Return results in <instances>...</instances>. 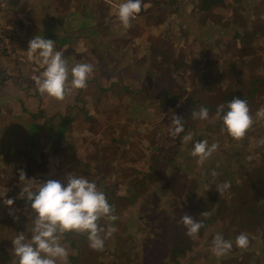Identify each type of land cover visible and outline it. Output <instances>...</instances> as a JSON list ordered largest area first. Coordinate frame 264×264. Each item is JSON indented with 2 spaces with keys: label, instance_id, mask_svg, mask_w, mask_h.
<instances>
[{
  "label": "rangeland",
  "instance_id": "obj_1",
  "mask_svg": "<svg viewBox=\"0 0 264 264\" xmlns=\"http://www.w3.org/2000/svg\"><path fill=\"white\" fill-rule=\"evenodd\" d=\"M12 1L19 2L18 7L27 4V7L34 8L33 11H28L27 16L38 15L43 18L46 17L44 1L51 2L11 0V6ZM89 1L91 0H56L54 3L53 0L54 4L49 5L53 8L50 21H59L61 15L63 18L74 15L71 10L73 5L89 6L87 15L94 24L92 31L97 29V33L92 34L91 31L88 35H83L74 31L79 27L78 17L74 15L73 20H70L77 27L62 25L67 26L68 32L74 31V34L67 38L65 49L61 52L68 57L66 61L71 68L79 61L85 63V55L87 56L89 49L96 51L94 63L90 60L89 62L93 65L92 74L100 71L104 74L100 77V82H93L96 88H104L99 98H89L86 101L74 97L68 99L66 104L70 105L69 110L75 106L80 109L71 110L70 120L65 124L67 128L60 137L56 135L57 129L53 126L62 124L65 120L62 115L67 107L62 104L64 100L49 96L47 98L37 92L32 97L28 95L21 102L23 108H31V116H10L0 111V213L5 215L1 217L5 219L0 222V264H18L11 240L21 232L26 239L31 237L35 214L30 207L15 201L23 194L21 189L24 184L35 187L40 181L51 177L59 180L60 176L67 173L85 175L97 183L100 191L106 189L103 192L113 206V215L116 217L112 221L102 218V223L109 225L104 233L110 226L115 228L105 239L102 256L100 255L103 252H95L89 247L93 255H85L87 249L83 252L81 248L72 245L69 235L63 233L60 242L68 250L67 264H264V237L261 233L248 235L247 248H239L234 240L238 234L237 226L241 224L243 217L234 224L221 221V212L236 200L234 193L238 185L245 181L243 177L247 174L246 170H251L250 182H254L253 163L264 164V143H261L264 140V119H257L255 116L258 109L264 108V91L260 90L251 104L252 95L249 96L243 91L250 88L255 90L256 84L243 90L248 82L241 83V73L236 77L231 75L240 69L248 81L251 79L256 83L257 79L264 80V64L260 61L264 49L256 45V48L246 54L247 57L252 53L251 62L256 66V74L255 71L247 69V66L229 59L219 49L208 51L201 45L203 42L210 45L215 41L213 34L218 28H206L213 21H218V13L227 15L232 10L229 7L212 6L201 14L204 19L198 22V14L194 11L198 0H143L142 11L131 20L130 27L124 29L115 15L116 5L121 0H110L116 5H110L105 0L99 2L100 4L99 0H92L93 4ZM261 1L263 3L257 7L256 14L261 17L260 24H264V0ZM103 4L106 6H102ZM228 5L230 6L229 0ZM112 6H115L114 14ZM65 9L69 12L67 15L63 14ZM62 31L64 30L59 32ZM210 31L213 34L206 36ZM225 35L232 36L229 30ZM88 37L89 46L80 51V42L87 41ZM152 43L159 44V47L164 44L171 46L169 50L175 54L177 62L179 61L170 68L173 74L165 80L170 82L173 94H179L181 90V94L187 96L194 84L193 87L198 85L200 90L193 94L197 98L205 99L206 94L214 90V87L204 86L205 81L202 80L210 81L213 78L210 73L218 69L219 74L224 76L219 79L228 81L231 91L240 89L243 95H248L250 114L253 122H256L251 130H246L242 138L234 139L227 131L222 130V122L218 120L216 111L207 120L196 119L197 127H186L182 135H170L169 129L174 125L167 118V114L184 115V109L181 108L179 113L177 109L173 111L174 104L171 103L168 109L170 111L165 107L163 110L161 106L165 100L160 96L158 100L153 99L156 93L162 91L164 85L157 82V68H151L149 45ZM8 45L10 48L12 43L9 42ZM245 48L246 46H242V50L245 51ZM136 58H140L139 65L135 63ZM102 61L105 64L101 66ZM183 65L188 67L186 72ZM116 81L120 84L122 82L128 92L141 97L146 90L147 97L152 95V99H147L148 104L140 106L141 108L127 109L123 101L126 95L124 91L111 88ZM148 82L152 84L145 89ZM25 88L29 87L24 86L22 90ZM96 88L89 87L86 91L95 93ZM72 91L68 98L72 96ZM80 91L85 92L79 89ZM12 96L15 97L16 94ZM4 105H8L13 113L20 111L18 101H0V107ZM201 106L198 104L190 111H198ZM212 106L209 105L210 110H213ZM30 122L33 123L29 125ZM116 123L127 124L118 126ZM129 130L136 134H131L132 141H124L126 145L122 146L125 151L117 154L114 152L117 148L109 149V154L103 156L102 150L107 149V144L115 138L126 140ZM188 135L192 136V141L207 140L209 145L216 143L218 147L210 157L198 163V158L191 155L193 142L183 139ZM95 164L98 167L94 168ZM155 164L161 166L152 173L149 167ZM133 170L135 173L141 171L138 173L139 178L143 174L156 177L151 182L141 183L139 179L134 181L131 176ZM21 171L28 178L25 181L19 178ZM164 181L169 185L167 188ZM225 182H230L231 187L219 193L217 189H222ZM129 191L135 194L129 195ZM9 198L14 201L11 206L7 204ZM198 201L200 206L204 205L200 209V216L193 219L202 221L203 227L192 238L186 235V228L179 219H171V213L176 208L181 209ZM16 214L18 217H15ZM195 215H198L197 211ZM177 223L180 224L177 226ZM217 233L233 241L230 252L220 258L211 251L212 241ZM245 233L249 234L247 231ZM57 264L61 262L58 261Z\"/></svg>",
  "mask_w": 264,
  "mask_h": 264
},
{
  "label": "clouds",
  "instance_id": "obj_2",
  "mask_svg": "<svg viewBox=\"0 0 264 264\" xmlns=\"http://www.w3.org/2000/svg\"><path fill=\"white\" fill-rule=\"evenodd\" d=\"M142 4L143 0H121L115 15L124 29L129 28L131 20L142 11ZM27 57L29 61L43 66V71L35 77L39 93L57 100H63L73 89L85 88L93 73L91 63H76L69 68L63 53L56 49L55 41L41 35H35L28 41ZM217 115L222 121V130L227 131L234 139L242 138L253 124L247 101L239 97L218 105ZM192 116L194 119L207 120V106H201L198 111L194 110ZM255 116L257 119H264V108L258 109ZM172 125L174 127L169 129L170 135L179 136L184 130L181 117L174 115ZM183 139L192 141V136L188 135ZM192 142L191 155L198 158V163L210 157L218 147L216 143L209 145L207 140ZM261 143H264V140ZM19 178L21 181L28 179L23 171ZM230 187V182H225L222 189L217 190L220 193ZM21 192L25 194L35 215L30 239H26L21 232L11 240L18 264H57L58 261L67 264L68 250L60 242L63 233L74 231L86 234L89 247L102 250L106 237L115 231V228L110 226L105 235H101L105 229L98 221L101 218L115 220L114 209L105 193L98 189L97 183L85 175L67 173L64 180L47 179L40 181L35 187L25 183ZM13 203V199L7 200L9 206ZM180 222L186 228V235L192 238H195L203 227L202 221H197L187 214L181 217ZM248 244L247 234L240 233L236 236L237 247L247 248ZM232 247V240L217 233L213 238L211 251L220 258L228 254Z\"/></svg>",
  "mask_w": 264,
  "mask_h": 264
},
{
  "label": "trees",
  "instance_id": "obj_3",
  "mask_svg": "<svg viewBox=\"0 0 264 264\" xmlns=\"http://www.w3.org/2000/svg\"><path fill=\"white\" fill-rule=\"evenodd\" d=\"M198 1H199V3L194 8V11H196L198 14V18H197L198 22H201L204 19V17L201 18V14L206 12L212 6H218L219 7V5H220V7L225 6L226 8L229 7L232 9L227 15H223V13L222 14L218 13L216 15L218 21H213V24L206 28V29H209L211 27L218 28V30H217V32H215V34H213L210 31L211 34L208 33L206 35V36H208V35L213 34L215 41H212V44H210V45H207L206 42H203V44H201V45L203 47H206L205 49H207L208 51H213V50L215 51L216 49H219L222 53L226 54L229 57V59H231L232 61H236V62L242 64V66H247V69H249L251 71H255L256 74H258V72L254 69V67H256L255 64H253V62H251V59L253 58L252 53L249 54V56H247V57H246V54H248L250 52V50H253L254 48H256L257 47L256 45H259L260 47H262V49H264V24H260L261 23V20H260L261 17L256 14L257 9H258L257 7L260 4H262L263 2L261 0H229L230 1V6H229L228 0H198ZM231 17L233 18L232 20L230 19ZM199 28H200V26H199ZM227 30L230 31V34L232 35L231 37H228L225 35ZM242 46L243 47L246 46V48H245L246 52L244 50H242ZM149 47L151 48V56H152L151 68H157V70H158L157 82L162 83L164 85V88L162 89V91L156 93L155 96H153V99L158 100V97L160 96L162 100H165L164 105L161 106V107H163L162 108L163 110H164V107L167 108V110L170 109L169 104H171V103L174 104L173 111H175L177 109V112L179 113L180 109L183 108L184 111L182 113L184 115H179V117H181V119L184 123V130L188 126L192 127V128L197 127V121H196V119L193 118L192 111H190V110H192L198 104H201L202 106H207L208 111H209V116H211L212 113L217 111V110H214V108H217V106L220 104H226L228 101H230L234 97H239L241 99L249 101V97H247L248 95L246 96V94L243 95L241 93L242 90L239 89L237 91H231L229 89L230 88L229 82L228 81L224 82V81L219 79V78H223L224 76L221 73L219 74L218 69H216L214 71V73H212V72L210 73V74H213V78H210V81H208L206 79L202 80V81H205V82H203L204 86L210 85V86L214 87L213 88L214 90H212L208 94H206L205 99H201L200 97L197 98L193 94L195 91L200 90V87H198V85L193 87L194 84L191 87V89H192L191 92L188 93L187 96H184L183 94H181L182 93L181 90H179V94H173L171 92L172 89L170 88L171 87L170 82H165V80H166L167 76L173 74V72L171 71L170 68L172 66H175L179 61L177 62L175 54L169 50L171 48V46H167L164 44V45H162V47H159V44L152 43L151 45H149ZM230 49H233L234 51L230 52L229 51ZM70 54H71V52H70ZM207 54H209V53L207 52ZM263 57H264V55L262 56L260 61L264 64ZM67 59H68V57L66 58V60ZM167 61H168V63H167ZM84 62L87 63L86 60H84ZM135 63L137 65H139L140 64V58H136ZM104 64H105L104 61H102L100 63L101 66ZM251 64H253V66H250ZM100 65L98 64V67H100ZM130 66H132V65H130ZM183 66L185 67L184 72H186L188 67L185 65H183ZM240 73L243 77V80L241 81V83H247L248 82V85H246V87H243L244 88L243 90H245L247 88V86H250L252 84H256L255 90L250 88L246 91H243L245 93H248L249 96L252 95V97H251V104H252V101H254V99H256L258 97L259 91L260 90H261V92L264 91V80L257 79L256 83H255V81H252L251 79H249V81H248V78H245V75L242 74V71L240 69L235 70L231 75H232V77H236ZM0 80H1V78H0ZM214 80H216L215 83H214ZM92 81L98 83V82H100V77H98V78L94 77L92 79L90 78V80H87V86L85 88L80 89V90H83L86 92V90L89 87L96 88L92 84ZM241 83H239V84H241ZM151 84H152V82L146 83L145 89L150 87ZM115 87L117 89L124 91L123 93L126 94V95H124L123 101H124V104L126 103L127 109H130V110H132L131 108H133V109L134 108H141L140 106H145L144 104H148V102L146 101L147 99H150V100L152 99L151 98L152 95H150L151 97H147L148 94H147L146 90H145V92L142 93L143 97H141L140 95H135L136 93L128 92L127 88L122 84V82H121V84L117 83V81L112 83L111 88H114L116 90ZM100 90H104V88H101ZM80 101H83V100H80ZM209 105H213L212 106L213 110H210ZM118 106H119V104H118ZM69 107H70V105L67 106V108H68L67 111L62 113L63 117H65V120L63 121V123L59 124L57 126H53L54 128L57 129L56 135L58 137L62 136L63 131L66 130V128H67L65 126V124L68 123V121L70 120L69 114L71 113V110L80 109V108H78V106H75V108H71L69 110ZM168 111H170V110H168ZM190 112H191V115H189ZM130 114H132L131 111H130ZM131 117H132V115H131ZM127 118H128V116H127ZM167 118L172 121L173 115L167 114ZM218 120L220 121V118H218ZM254 123H256V122H253V124ZM116 124L118 126H122V125H125L127 123H116ZM251 128L252 127H250L247 130V132H249L251 130ZM184 130L179 135H182L184 133ZM131 134L134 135V134H136V132L129 130L126 134V138H127L126 140L120 139V138L117 139V138L113 137V138H115V140H112L111 142H109V144H107L108 145V146H106L107 149L104 148V150H102L103 156L109 154L108 153L109 149L113 150L115 148H117L114 150L115 153H117V154L123 153L125 151V148L122 145H126V143L124 141H128V140L132 141L133 135H131ZM164 161L165 160H163V163H164ZM254 163H253V165H254L253 168L255 170V173H254L255 177H253L254 182H250L251 170H246L247 174L243 177V179H245V181H243V184L240 183L238 185V189H236V192L234 193L236 200L229 203L228 206L225 208V210H223L221 212V221L225 224L230 223V222L234 224L242 216L243 218L241 220V224H239L237 226L238 227L237 228L238 234L245 233V231H247V233H249L247 235H252L254 233H261V235L264 237V164H258L257 162H254ZM100 165H104V164H100ZM93 166H94V168H96V167H98V164H95ZM160 166H161L160 164H155V165L149 167V171L154 173L155 169L160 168ZM139 172H141V171H138L135 173V170H133L131 172L132 173L131 176L133 177L134 181L139 179L141 183H145L147 181L151 182L156 177V176H152L151 174H148L147 176H144V174H143L142 177L139 178V174H138ZM65 176L66 175L60 176L59 180H64ZM50 179H56V178L51 177ZM163 184L165 185L166 188L169 186L168 184H166L165 181L163 182ZM101 186H104V185L101 184ZM104 190H106V189L103 188V191ZM129 192H130L129 195L135 194V192L132 194H131V191H129ZM15 201L22 202L23 204H25L27 206V208L30 207L29 203L26 200L25 194H22L19 197H17L15 199ZM203 205L200 206V201H198L195 204H190L188 206H184V208H181V209L176 208L171 213L173 216V218H171V219H173L174 221H176V219H179L181 221V217L186 215V214L191 215L192 217L200 216V209L203 207ZM196 211L198 212V215H195ZM4 216L5 215L3 213H0V222H2L5 219V218L1 219V217H4ZM15 217H18V215L16 214ZM98 223H99V225L103 226L104 229L109 226L108 224H107L108 225L107 226L106 224L102 223V218L98 221ZM180 223H182V222H180ZM180 223H177V226ZM11 224H13V222H11ZM64 234L69 235L68 238H69L72 245L77 246L78 248H81L83 250V252L85 249H87V251L84 252L85 255H87V256L93 255L88 249L89 242H88L86 234L72 232V231L64 233ZM104 234L105 233H101L102 236ZM63 239H65V238H63ZM1 242H2V240H1ZM234 243H235V240H234ZM89 248L95 252H103V250H94L91 247H89ZM103 254H104V252L100 256H102Z\"/></svg>",
  "mask_w": 264,
  "mask_h": 264
},
{
  "label": "crops",
  "instance_id": "obj_4",
  "mask_svg": "<svg viewBox=\"0 0 264 264\" xmlns=\"http://www.w3.org/2000/svg\"><path fill=\"white\" fill-rule=\"evenodd\" d=\"M50 1L51 2L49 3H46L44 1V8L46 9L44 11V14H46V17L43 18L42 16L38 15L37 17L27 16L28 11L31 12L34 10V8H30L31 6L27 7V4H22L18 7L17 5L19 2L12 1L13 6H11L9 5L11 3V0H0V40H2L0 43V101H18L20 103V111L15 113L12 112V109L8 108V105H4L5 108L0 107V111L4 112L7 115H17L24 117L31 116V108H23L21 106V102L28 98V95L32 97L33 95H36L37 92H39L37 90L35 77L43 71V66L37 64L35 61H29L27 57L28 41L32 39L35 35H41L44 38L53 39L55 41L56 49L62 51L63 49H65V44H67V38L70 37L72 33L74 34L75 30L76 32H78V34L84 35V33H86L88 35V33H90L93 29V21H90V19L88 18L89 15H87V11L90 10L87 4H85L86 6L84 4H77L76 6L73 5L71 9L74 15L78 17L77 22H79V27H77L72 21L74 15H71L70 17L66 18H63V15H61V17L58 18L59 21L52 20L51 22L50 13H52L53 8H51V6L49 5H53L56 0H54V3H52L53 0ZM91 2L92 0L89 1V3ZM99 2H102V0H99L98 3ZM105 2H108L110 5H116L110 0H105ZM102 6H106V4H103ZM114 7H111L113 8V14L115 12ZM67 13L69 12L65 9V11H63V14L67 15ZM92 15L93 14H91V16ZM71 18L72 20H70ZM69 22L71 23L70 25ZM65 24L69 28H77L74 29V31L70 30V32H68L67 26H62ZM64 27L65 29H63ZM61 30L64 31L59 32ZM91 33L96 34L97 29H94ZM9 42L12 43L10 48L8 47ZM88 42L89 37L87 41L83 40V42H80L81 46L78 45L80 47V51H84L87 49V46H89ZM75 51L78 52V50ZM95 52L96 51H92L91 49H89V53L87 54V56L85 55V60L87 61V63H94V59L96 57ZM90 55L92 56V58H90ZM63 58L66 60L67 57L63 56ZM79 60L80 59H78V61ZM88 60H90V62ZM77 63L81 62L79 61ZM25 66H30L32 69H30V67ZM103 76L104 74H102V71H100V73L97 72L95 74L90 75L88 80H90V78L92 79L94 77L98 78ZM70 79L71 77H69V80ZM24 86L29 88H25V90L23 91L22 89L24 88ZM100 93L101 90L99 88L95 89V93H87V91L79 92V89H75L74 91H72L71 97L68 98V94H66L65 98L63 99L64 102L62 104L64 106H67L66 102L68 103V99L71 100L73 97L79 98L83 101H86L89 98L92 100L98 99ZM14 94H16L15 97L12 96ZM46 96L47 95H44V97ZM67 109L68 108L66 107V111ZM32 123L33 122H30L29 125H31Z\"/></svg>",
  "mask_w": 264,
  "mask_h": 264
}]
</instances>
